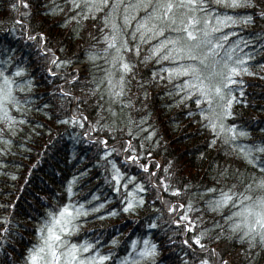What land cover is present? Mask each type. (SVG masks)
I'll list each match as a JSON object with an SVG mask.
<instances>
[{"label":"snow or ice","instance_id":"obj_1","mask_svg":"<svg viewBox=\"0 0 264 264\" xmlns=\"http://www.w3.org/2000/svg\"><path fill=\"white\" fill-rule=\"evenodd\" d=\"M0 12L10 20L5 35L11 38L0 40V172L18 175L6 171L7 157L27 149L23 141L36 133L26 127L33 123L30 113L41 110L71 128L68 160L88 161L64 184L66 199L35 193L44 208L19 213L18 195L0 200V264H161L163 247L174 248V264H233L219 246L226 241L264 255V137L249 139L252 132L235 107L248 104L243 76L264 77V64L259 71L250 66L255 53L264 52V30L257 36L240 27L264 25V0H2ZM49 19L50 27L69 28L81 40L91 22L84 45L91 73L71 67L76 54L64 55L65 40L43 29ZM41 82L48 86L43 93L35 91ZM77 85L85 94H76ZM153 86L171 97L168 107L194 105L184 115L208 130V147L222 144L243 169L218 166L212 182L192 184L177 179L175 160H156L160 136L148 103ZM85 177H102L114 196L73 199ZM117 197L120 208L101 216L143 212L145 229L129 241L126 255L114 258L79 234L90 213ZM18 214L36 225L29 227ZM17 228L35 233L22 252ZM161 228L163 244L155 237Z\"/></svg>","mask_w":264,"mask_h":264},{"label":"trees","instance_id":"obj_2","mask_svg":"<svg viewBox=\"0 0 264 264\" xmlns=\"http://www.w3.org/2000/svg\"><path fill=\"white\" fill-rule=\"evenodd\" d=\"M10 18L14 19V13L10 14ZM36 19L39 20L41 17L37 16ZM52 19H59V17ZM51 23V19L45 21L42 25L43 29L50 30L55 39L63 38L65 40L66 52L64 55L76 54L77 59L71 67L75 68V65H80L85 74L91 73L92 69L87 66L88 61L85 60L84 56V45L88 42L87 33L91 30V22L83 30V40L70 35L69 28L60 27L59 25L50 27ZM8 27H10V20L5 18L4 13L0 12V40L6 44L11 40L10 36L5 35V29ZM240 27L245 34L255 33L257 36L264 30V25L254 27L251 24H241ZM20 44L22 45L23 41H20ZM13 46L16 47V45ZM20 50L18 48V54ZM23 51L27 56L30 49L24 48ZM32 55L35 62V53L33 52ZM261 64H264V52L257 51L254 64L250 63V66L253 67L254 71H259L260 69L257 66ZM37 79H39V76H37ZM84 79L85 76H82L81 80ZM243 79L247 82L244 86L247 93L244 99L248 101V104L245 106L238 103L235 107L240 113L241 122L252 132V137L249 139L255 138L258 140L264 137V77L245 74ZM161 87L153 86L149 89L151 95L148 101L149 107L153 109L154 126L160 136L159 148L155 151L156 160L160 161L161 164H167L169 160H175L173 167L176 169L177 179L184 177V183L192 184L212 182L218 166L223 168L226 165H231L233 170L243 169V161L237 157L227 156L225 147L222 144L217 143L212 148L208 147V130H201L198 124L192 122L197 119L196 117L184 115L187 108L194 105L168 107L171 104V97L159 94ZM47 88L48 86L41 82L35 91L43 93L47 91ZM75 91L77 95L85 94L82 92L80 85H77ZM135 91L136 89L133 88V92ZM88 107L91 113L92 109L90 106ZM142 114L143 112L137 113V115ZM30 115L33 123L26 127H35L36 133L28 141H23V136L18 137L19 140L27 144V149H14L17 154L7 157L10 163H8L6 171H15L18 175L15 179H12L0 172V200H7L8 195H11L12 199L15 200L18 195V213L23 210L32 212L34 207L44 208L43 204L35 200V193L44 194L51 191L55 194V198L66 199L64 184L74 174L75 169L88 163L87 160L83 162L77 160L76 163L68 160V155L73 150L71 128L68 125L58 124L55 115L49 118L43 110L30 113ZM37 121L45 127H38ZM48 129H51V131ZM76 151L80 155H84L78 148ZM202 152L206 153L204 158L200 157ZM88 156H91V152H88ZM76 187L79 190L73 199L79 198L90 201L92 193L96 194L98 201L114 196L110 186L104 183L102 177L99 179L85 177L78 182ZM255 194L259 195V192ZM111 208H120L119 197L109 200L105 208L100 209L98 212L90 213L79 235L80 239L87 237L88 239L97 240L102 246V251L112 252L114 258L123 257L127 254L129 241L140 236L145 229L144 213L140 212L137 216L136 213H126L121 210L115 215L101 216L102 212ZM17 218L21 222L27 223L29 227H34L37 222L35 219L27 220L19 214ZM210 219L211 216L209 215ZM16 231L17 233H23L24 236V240H21L19 235L16 237L18 252H22L34 239L35 233L25 231L23 228H17ZM155 237L161 240L163 244L164 239H166V230L161 228L155 234ZM113 238L117 241L116 244L110 243ZM219 246L226 247L225 256L230 258L233 264H264V255H261L257 250L248 249L246 243L226 241ZM174 247H179V243ZM242 248L244 251H241ZM8 251L10 252L11 249H8ZM249 252H251V255L247 254ZM176 255L174 248L163 247L159 254L161 264H174ZM110 264H115V260L113 259Z\"/></svg>","mask_w":264,"mask_h":264},{"label":"rangeland","instance_id":"obj_3","mask_svg":"<svg viewBox=\"0 0 264 264\" xmlns=\"http://www.w3.org/2000/svg\"><path fill=\"white\" fill-rule=\"evenodd\" d=\"M77 67H81L80 65H75V68H77Z\"/></svg>","mask_w":264,"mask_h":264}]
</instances>
